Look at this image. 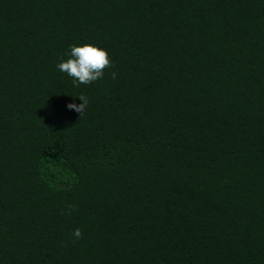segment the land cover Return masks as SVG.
Listing matches in <instances>:
<instances>
[{
  "label": "trees",
  "instance_id": "1",
  "mask_svg": "<svg viewBox=\"0 0 264 264\" xmlns=\"http://www.w3.org/2000/svg\"><path fill=\"white\" fill-rule=\"evenodd\" d=\"M0 264H264V0H0Z\"/></svg>",
  "mask_w": 264,
  "mask_h": 264
},
{
  "label": "clouds",
  "instance_id": "2",
  "mask_svg": "<svg viewBox=\"0 0 264 264\" xmlns=\"http://www.w3.org/2000/svg\"><path fill=\"white\" fill-rule=\"evenodd\" d=\"M66 55L69 58L61 60L57 64V68L73 78L75 86H78L76 82L87 85L101 79L104 69L112 66L107 51L91 44H84L82 46L71 45ZM111 75L115 78L116 74L113 72ZM78 98L82 103L79 105L70 103L67 105V108L78 112L82 116L88 107L89 101L83 95L78 96ZM73 210L71 205L67 209L69 214ZM73 236L77 240L80 239L82 237L80 229H74Z\"/></svg>",
  "mask_w": 264,
  "mask_h": 264
}]
</instances>
